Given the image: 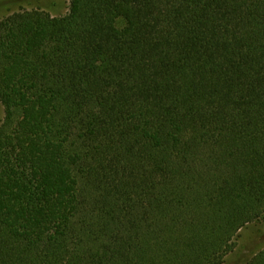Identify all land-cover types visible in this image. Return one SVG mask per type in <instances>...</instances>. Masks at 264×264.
Segmentation results:
<instances>
[{"label": "trees", "instance_id": "trees-1", "mask_svg": "<svg viewBox=\"0 0 264 264\" xmlns=\"http://www.w3.org/2000/svg\"><path fill=\"white\" fill-rule=\"evenodd\" d=\"M0 102V264H224L264 218V0L16 12Z\"/></svg>", "mask_w": 264, "mask_h": 264}, {"label": "rangeland", "instance_id": "rangeland-1", "mask_svg": "<svg viewBox=\"0 0 264 264\" xmlns=\"http://www.w3.org/2000/svg\"><path fill=\"white\" fill-rule=\"evenodd\" d=\"M71 0H0V21L20 11L40 10L53 17L69 12ZM118 27H124L120 20ZM5 117V108L0 102V126ZM264 250V218L248 225L239 233L233 252L224 264H247L256 254Z\"/></svg>", "mask_w": 264, "mask_h": 264}]
</instances>
